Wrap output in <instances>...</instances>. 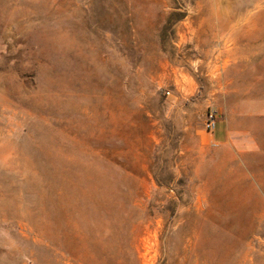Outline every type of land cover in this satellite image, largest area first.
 Listing matches in <instances>:
<instances>
[{
	"label": "rangeland",
	"instance_id": "1",
	"mask_svg": "<svg viewBox=\"0 0 264 264\" xmlns=\"http://www.w3.org/2000/svg\"><path fill=\"white\" fill-rule=\"evenodd\" d=\"M0 264H264V0H0Z\"/></svg>",
	"mask_w": 264,
	"mask_h": 264
},
{
	"label": "crops",
	"instance_id": "2",
	"mask_svg": "<svg viewBox=\"0 0 264 264\" xmlns=\"http://www.w3.org/2000/svg\"><path fill=\"white\" fill-rule=\"evenodd\" d=\"M224 121V122H223ZM217 122H220L219 124V131H216ZM211 138L214 141L215 144L221 145L225 144L230 139V130L228 126L227 120L224 119H216L214 124V129L211 132Z\"/></svg>",
	"mask_w": 264,
	"mask_h": 264
},
{
	"label": "built area",
	"instance_id": "3",
	"mask_svg": "<svg viewBox=\"0 0 264 264\" xmlns=\"http://www.w3.org/2000/svg\"><path fill=\"white\" fill-rule=\"evenodd\" d=\"M166 93L169 94L168 91ZM215 121H216L215 113L214 112H209L207 114V118H206L205 124H204L205 129H206L207 132H212L213 131Z\"/></svg>",
	"mask_w": 264,
	"mask_h": 264
}]
</instances>
